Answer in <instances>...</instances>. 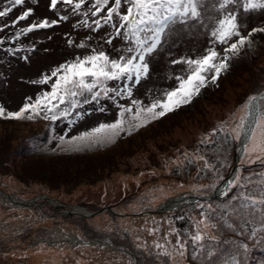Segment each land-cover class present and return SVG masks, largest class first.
<instances>
[{
	"label": "rangeland",
	"instance_id": "obj_1",
	"mask_svg": "<svg viewBox=\"0 0 264 264\" xmlns=\"http://www.w3.org/2000/svg\"><path fill=\"white\" fill-rule=\"evenodd\" d=\"M220 3L221 0H200L198 5L201 13L200 17L194 20L190 19L186 23L177 22L170 26L159 49L148 57L151 70L148 77L143 79L134 89L135 99L143 101L145 105L151 100L163 99V93L176 84V81L169 77L180 74L185 67L182 64L173 65L172 60L181 56L195 58L203 55L205 49L212 46L210 45V31L215 21L223 14L222 10L219 8ZM93 4L94 0H88V3L81 10L75 12L71 7L58 5L57 9L54 11L50 8L49 0H26L24 5L14 9L8 16L0 18V27L2 25L6 26L7 23L12 21V18L16 19L25 9H33V15L29 20L21 21L19 24H13L8 29L10 38L15 39V34L19 33L23 27H26L31 22H38L43 18H49L50 20L56 19L63 15L69 17L68 20L62 21L53 28L40 29L32 33L20 35L16 42L18 44L22 43L23 46L20 47V51L17 53L15 52V54L8 51L10 48L9 46L5 48L3 60H0V107H3L6 112L19 110L23 104L27 102V98L31 97L34 100L42 92L50 90L51 84L44 85L36 83V81L41 79L42 75L50 74L51 70L56 66L72 61L77 56L82 57L86 54H90L91 50L95 49L94 47H100L104 44L116 47L124 43L125 40L121 35H115L116 28H114L112 24H104L101 28L96 29L94 22H92L93 16H91V13L88 18L85 17L84 13L87 9L86 6L89 8V6L92 5L93 7ZM7 6H9L8 0H0V10ZM127 6L126 2L123 3L121 11H126ZM227 10H235V6L228 5L224 11ZM101 15H106V12ZM99 18L100 17H96V19ZM118 18L119 16L114 17V23L119 24ZM238 19L242 23V32H247L254 27L264 26V9L250 10L245 13L241 8ZM84 21H88V23L93 26L88 27ZM101 22L103 24V21ZM4 33L0 31V37L3 36ZM113 37L112 43H108V40ZM257 39L262 42H257ZM69 40L75 43H85L87 47L83 49L76 47L74 44H69ZM258 44H260L262 49L259 50V54L257 53L256 60L251 62H249V60H241L235 65L233 71L246 70V64L250 66L251 71H254L259 63L262 64L261 70L264 71V34H256L253 37L252 47ZM214 47L218 52L222 53L223 46L216 44ZM246 49L250 51V48ZM248 53H251V51ZM23 56H27L28 59H23ZM225 76H227V73L223 75V77ZM244 78V74H238L237 77H235V82L238 83L244 80ZM227 88L228 85L226 83L221 90L214 93L208 92L201 99L199 105H206L212 110V115L217 116L218 113L221 112L222 106L225 105V107H228L226 101L232 103V98L238 95V92L234 94L227 92ZM216 98H218L216 106H209V101H213ZM190 105H192V103ZM190 105L184 106V110L188 111L187 113L193 111ZM184 110H182L180 114L179 110L178 114L160 123L154 124L150 122L146 126L133 131L131 139L124 142V148L119 147L120 145L115 147L117 148L116 151L118 155L111 158L113 159L111 174L113 180L109 183L112 191H110V197L106 201L94 198V196L105 187L99 188L101 190L96 188V190H99L97 193L96 190H94L95 188H83L84 193L82 194H77L76 192L63 196L59 195L58 190H52L51 194L58 199V201L55 202L49 201L46 198V190L40 188L37 184L29 185L30 188L25 187L23 184H17L16 187L18 189H14L9 184V179H14L13 177L6 179L0 176L2 180L0 182V264H147L146 261L148 257H137L141 255L142 250L147 254H149L150 251L158 254L159 257L157 258L159 260L164 258L168 259L169 264H186L184 258L187 264H194L193 262H201V264H219V262L222 261L223 262L220 264H225L228 258L225 257L222 260V257L218 256L219 254L222 255L225 245L234 250H240L241 244L233 245L224 243V245H217L215 243L206 242V237L211 236V232L215 233L216 225L215 222L210 221L205 213H203L205 207L202 205L197 204L194 209L186 213L183 212L179 214L178 217L167 218L171 216V214H156L155 212L161 209V205L164 203L163 201H165L163 200L157 206L154 204L151 205L156 206V210H154V213L151 215H142L141 213L142 210L146 208L143 203L149 205L152 199V195L147 196V191H142L141 182L151 178H158L167 173L165 170L162 173L159 171L151 172L152 169L157 166V164L154 165L152 161H149L150 155L157 152L155 144H164L167 141L174 140L171 145L179 147V145L183 144L189 145L196 139L197 132H195L194 129L199 128L200 124L188 130L186 123H180L190 117L182 113ZM118 118L119 110L117 109L108 108L105 112L99 111L92 113L87 118L78 122L77 125L69 128L71 131H69V129L67 130V137L90 130L92 127L98 126L101 122H113ZM33 120L35 121L36 118ZM22 121L25 123L29 122L28 128L30 124H32L29 120ZM9 123L10 122H0V125L5 126ZM12 126L16 132L24 130L21 123H13ZM0 130L3 129L0 128ZM28 130L30 131L31 129ZM166 134L167 139L163 141L162 138ZM121 135H124V133ZM238 148L240 149V147ZM198 149L200 150V146H198ZM198 157L199 156L192 151H187L181 161V167L179 169L176 167L171 169V175L177 178L182 177L183 179L185 177L191 178V176L196 177L207 171L217 175V173H213L212 170L205 167L207 163L213 168L214 164L212 160H200L197 159ZM245 159L244 156L243 161H245ZM252 159L262 160L263 158L256 159L252 157ZM144 161L146 165H140ZM104 163L105 162L99 163V167ZM16 166L19 167L20 164ZM145 167L151 170H141ZM116 169L119 171H115ZM109 171H111V168ZM139 171L144 172L141 174L143 178H132V176H136ZM106 173L107 171L105 174ZM127 176L131 177L130 183H120V181L127 178ZM228 177L226 179H228ZM234 178L235 177H232V179ZM105 185L106 184L103 186ZM171 189L172 192L170 194L179 192L178 188ZM219 190V193L222 195L226 190V184ZM24 196H29L27 198L28 200L34 196L35 198L25 203L22 200ZM121 196L122 199L123 196L125 198L132 196L134 202H132L131 205L134 204L132 206L134 209L132 208L133 210L131 209L132 211L127 215L124 213L123 217L117 220L115 226L105 219H100L99 221L94 220V225L100 229L104 235V238H92L98 239L94 244L85 243L87 242V237L82 234H80V236L76 234L77 231L80 232V229H74L73 226H71L72 219L66 218L62 220L64 221L62 227L59 226V223L56 224L57 221H60V217L55 216L65 217L70 215L78 217L83 214L86 217H97L105 211L114 215H119L118 209L116 210L110 205H116L119 202L122 203L123 200ZM82 200H85V202L92 201L93 203L94 201L100 203L98 200L104 203L106 202L107 207L104 209L107 210L104 211V209H102L101 211L103 212L100 211L101 213L98 212V214L89 212V216L83 207H78L75 204L80 203ZM62 203H66V205ZM141 203L143 206H140ZM46 204H48V208L45 207V211L42 212L41 208ZM49 206L58 211L56 213H51L52 210L49 209ZM19 208L26 209L21 210ZM111 209L113 211H110ZM172 210L173 208H170L167 210L169 211L167 213H170ZM162 212H165V210ZM46 215H51L52 217H46ZM202 220L207 223V228H205L203 223H199ZM122 224L125 226L122 227ZM198 224L200 232L205 238L198 243H194L192 236L196 234ZM125 229L128 230L127 232L130 236L128 238H123L126 234L123 231ZM153 229H155V231H153ZM174 229L175 231H173ZM112 237H121V240L115 241ZM129 238L131 240H129ZM99 240L105 245H100L101 242ZM179 243L185 245L183 257H180L176 251ZM157 244L165 246L172 255H165L164 248H158L156 246ZM110 246L118 247L112 248ZM206 252L209 254H206ZM188 253L191 254L192 257H188ZM210 254L215 255V257H210ZM248 256L249 255L246 257Z\"/></svg>",
	"mask_w": 264,
	"mask_h": 264
},
{
	"label": "trees",
	"instance_id": "obj_2",
	"mask_svg": "<svg viewBox=\"0 0 264 264\" xmlns=\"http://www.w3.org/2000/svg\"><path fill=\"white\" fill-rule=\"evenodd\" d=\"M86 7V12L89 14L87 16L85 15V17L88 18L93 7L92 5H90L89 8L88 6ZM14 20L15 19L12 18V21L7 23L6 26L2 25L0 27L3 28L2 33L6 31L3 36L0 37V40L3 41V44H0V60H3V54L7 46L17 49L16 53L20 51V47L23 46L22 43L18 44L16 42L20 36H16L15 39L10 38L9 36L8 29L13 25ZM94 20H96V17H93L92 22H94ZM118 25L119 24H117V26ZM121 36L124 39L123 32L121 33ZM124 40V43L116 47L104 44L103 46L94 48L96 51L103 50L107 52L112 58H118L123 54L124 49L129 46V41L126 39ZM257 42L262 41L257 39ZM261 49L260 44H258L250 48L251 53H248L250 52L248 49L243 50L238 57L230 61V68L226 72L227 76L223 77V74L218 81V85H209L204 88L200 95L192 100V105H190L191 103L183 105L180 109L178 108L176 111L170 112L162 118L151 121L154 124L160 123L169 117L178 114L179 110L180 114V112L184 110V106L190 105L193 110L191 113H187L188 111L186 110L182 112L185 116L190 117L180 123H186L188 130L193 129L199 124L200 127L194 129V131L197 132V136L189 145L183 144L179 145V147L171 145L174 140L167 141L164 144H155L158 153H152L149 161H152L154 165L157 164V166H155L151 172L159 171L162 173L165 170L167 173L158 178H151L141 182L142 191H147V196L152 195L151 204L148 205L143 203L146 208H144L141 213L142 215H151L154 213L153 211L156 210V206L163 200H165L163 202H166V200L176 198L180 195H209L224 179L228 177L230 171L237 163V173L241 175L242 179L240 184L233 188L227 196L200 200L196 204H186L181 207V209L179 208L165 214H171V216L167 218H174L178 217V215L183 212L186 213L194 209L197 204L202 205L205 207L203 213H205L210 221L215 222L216 225L215 233L211 232L212 235L206 237V242L215 243L217 245H224V243L248 245L247 251L241 246L240 250H234L225 245L222 255H218L219 257H222V260L225 257L228 258V260L235 257L239 260L240 264H264V239L260 238V233H258L256 239H252L249 236V233L253 228H259L261 223L264 222V204L244 206L246 202L242 203L243 196H250L257 200L264 199V195H261V192L264 191V185L260 184L261 174L264 173V158L262 160L253 159L254 162L251 163H243L244 149L243 151H240L238 148L240 139H234L235 133L233 132V129H236L240 125L241 118L244 119L245 124L248 117V114L245 112V105L249 101V98L252 96L258 97L261 92L264 91V71L261 70V63L258 64V67H256L254 71H251L248 64H246V70L233 71V69L241 60H249V62L256 60L257 53L259 54V50ZM238 74H244L245 78L236 83L235 77H237ZM226 83L228 85L227 92L233 94L238 92V95L232 98V103L226 101L228 107H225V105L222 106L221 112L218 113L217 116H213L212 110L206 105H199V102H201V99L208 92H217L221 90ZM109 86L117 87L118 85L117 82H110ZM135 97L136 96L133 93V98ZM217 100L218 98L213 101L210 100L209 106L215 107ZM130 103L131 101L129 98L120 97L117 99V102H113L109 99H101L100 105H96L95 103L91 105H83L81 110L85 111V115L78 122L87 118L92 113L99 112L96 109L100 106H103L105 109L111 108L119 110V104L130 105ZM29 121L32 124H30V127L28 128L29 122L25 123L22 120L0 117V122H10L5 126L0 125V128L3 129L0 130V176L5 177L6 179L13 177L14 179H9V184L14 189H18L16 187L17 184H23L28 188H30L32 184H37L40 188L46 190V197L55 202L58 201V199L51 194L52 190H58L59 195L63 196L65 194H74L76 192L77 194H82L84 193L83 188H95L94 190H96V188L99 189L105 187L101 192L96 194L94 198H99L104 201L109 199L110 191H112L109 182L113 180V178H111L113 159L111 158L118 155L116 151L117 148L115 147L120 145L119 147L124 148V142L130 140L132 134L129 135L124 133V135H121L115 143L103 146H97L81 151L63 150L59 143V137L61 135L67 137V130L77 125L78 122L75 125H70L67 120L51 122L44 120L42 116L36 117L35 121ZM13 123H21L24 130L16 132L12 126ZM27 128L31 130L29 131ZM220 129H224V131H219ZM166 139L167 134L163 136L162 140L165 141ZM198 146H200V150L198 149ZM187 151H192L199 157L203 155L204 160H212V163L214 164L212 172L217 173V175L211 174L208 171L196 177L191 176V178L185 177L184 179L182 177L177 178L176 176L171 175V169L175 167L179 169L181 167V161ZM238 153L240 159L237 162ZM101 162L105 163L99 167L98 164ZM19 164V167L16 166ZM140 165H146L145 161ZM110 168L111 171H109ZM141 170L151 169L145 167ZM106 171L107 173L105 174ZM115 171L119 170L116 169ZM143 173V171H139L136 176H140H132V178H143L141 175ZM219 176H223V180H220ZM130 180L131 177L127 176V178L120 181V183L128 184L130 183ZM1 181L2 180L0 179V182ZM104 184L106 185L103 186ZM171 188H178L179 192L170 194L172 192ZM99 190H96V193ZM28 197L24 196V199H22L23 202L28 203L35 198L34 196L28 200ZM122 200V203L119 202L116 205H110L116 210L118 209L119 215H114L105 211L97 217H86L83 214L78 217L70 215L65 217L55 216L60 217V221H57L56 224L59 223V226L62 227V223L64 222L62 220L70 218L72 219L71 226H73L74 229H80V232H76L78 236L82 234L87 237V240L94 237L104 238L102 231L98 229L93 222L94 220L99 221L100 219H105L115 226L117 220L122 218L124 213L127 215L134 209L132 207L134 204L131 205L132 202H134L132 196L126 198L123 196ZM98 201L100 203L94 201V204L92 201L85 202V200H82L80 203L75 204L78 207H83L88 212L98 213L107 207L106 202ZM62 204L66 205V203ZM152 204L156 206H151ZM140 206H143L142 203ZM45 207L48 208V204L41 208L42 212L45 211ZM19 209L24 210L26 208ZM49 209L52 210L51 213H56L58 211L50 206ZM46 217L52 216L46 215ZM229 225H232V227H229ZM121 226L123 227L125 225L122 224ZM123 231L126 233L123 238L130 237L127 229ZM241 231H243V235H241ZM112 238L115 241L121 240V237ZM129 240L131 239L129 238ZM206 254L209 253L206 252ZM247 255L249 256L246 257ZM209 256L215 257V255L211 254ZM137 257H148L146 261L147 264H169L168 259L164 258L159 260L157 258L159 255L151 251L147 254L142 250L141 255ZM188 257H192V255L188 253ZM184 261L187 264L185 258ZM222 262H219V264ZM193 263L201 264V262Z\"/></svg>",
	"mask_w": 264,
	"mask_h": 264
},
{
	"label": "snow or ice",
	"instance_id": "obj_3",
	"mask_svg": "<svg viewBox=\"0 0 264 264\" xmlns=\"http://www.w3.org/2000/svg\"><path fill=\"white\" fill-rule=\"evenodd\" d=\"M125 2L128 6L126 11L122 12V4ZM8 3L9 6L0 10V18L8 16L14 9L24 5L26 0H8ZM49 3L54 11L58 5H63L71 7L75 12L81 10L88 0H49ZM199 3L200 0H94L91 16L100 17L94 20L95 28L99 29L104 24H112L116 28V36H120L123 32L124 39L129 41V46L124 49L123 54L118 58H112L103 50L92 49L90 54L77 56L72 61L56 66L50 74H44L36 81L39 84H51L50 90L42 92L34 100L31 97L27 98V102L17 111L6 112L3 107H0V117L13 120H33L42 116L44 120L51 122L67 120L70 125H75L85 115V111L81 110L83 105L93 103L100 105L101 99L117 102L120 97L129 98L130 105L119 104V118L114 122H101L98 126L78 135L59 137L63 150L81 151L115 143L122 133L131 135L133 131L146 126L152 120L162 118L181 106L190 104L204 88L210 84L218 85L220 77L229 70L230 61L238 57L246 48L253 46V37L256 34H264V26L242 32V23L238 19L241 8L245 13L250 10L264 9V0H221L219 8L223 14L215 21L210 31V45L212 46L207 47L203 55L195 58L181 56L172 60L173 65L182 64L185 67L180 74L169 77L174 79L176 84L163 93V99L151 100L145 105L143 101L133 98L134 89L148 77L151 70L148 57L159 49L170 26L177 22L186 23L190 19L200 17ZM228 5L235 6V10L224 11ZM105 12L106 15L102 16L101 14ZM88 14V12L84 13L86 16ZM32 15L33 9L27 8L13 21V24L27 21ZM115 16H119L118 26L114 23ZM68 19L67 15L51 20L43 18L38 22L29 23L15 35L19 37L40 29L53 28ZM84 23L88 27L93 26L88 21ZM0 31H3V28H0ZM112 39L114 37L110 38L108 43H112ZM68 43L82 49L87 47L85 43H75L72 40ZM0 44H3L2 40ZM216 44L223 46L222 53L216 50L214 47ZM8 51L15 54L17 49L9 48ZM23 59L27 60L28 57L23 56ZM110 82H117L118 86L110 87ZM253 101H257L256 96L250 97L245 105V112L249 115L252 114ZM96 110L106 111L103 106ZM257 112L255 126L250 130L247 142L244 144L246 159L243 162H254L252 157L264 158V97L259 98ZM219 131H224V129ZM233 132L235 133L234 139H241V134L244 132L243 118ZM197 159L203 160L204 157ZM205 167L212 170V166L207 163ZM219 179L223 180V176H219ZM241 179V175L237 173L234 179L228 180L226 190L222 195L227 196L233 188L240 184ZM260 184L264 185V173L261 174ZM261 195H264V191ZM243 202H246L244 206H254L264 204V199L257 200L250 196H243ZM199 223H203L205 228L208 227L203 220ZM258 233L261 234L260 238L264 239V222L259 228H253L249 236L256 239ZM204 238L198 224L192 240L198 243ZM156 246L164 248L165 255H172L165 246L160 244ZM241 247L245 251L248 250L247 244H242ZM176 251L180 257H183L185 245L179 243ZM225 264H240V262L232 257Z\"/></svg>",
	"mask_w": 264,
	"mask_h": 264
},
{
	"label": "bare ground",
	"instance_id": "obj_4",
	"mask_svg": "<svg viewBox=\"0 0 264 264\" xmlns=\"http://www.w3.org/2000/svg\"><path fill=\"white\" fill-rule=\"evenodd\" d=\"M119 19V18H118ZM118 21V20H117ZM116 21V22H117ZM264 92V91H262ZM259 102H257V105H256V101H253V108H252V114L249 115L248 114V117L245 121V124H244V132L242 133L241 135V139L239 140V147L240 149H242L244 147V144L247 142V136L250 134V130L255 126V121L257 119V116H258V112H257V106H258ZM227 186V182L225 183V181L220 185L221 188H223L224 186ZM192 196H185V195H180L178 197H176V203H186L184 202L185 200H189ZM169 209L170 208H173V207H168ZM82 260V259H81Z\"/></svg>",
	"mask_w": 264,
	"mask_h": 264
},
{
	"label": "water",
	"instance_id": "obj_5",
	"mask_svg": "<svg viewBox=\"0 0 264 264\" xmlns=\"http://www.w3.org/2000/svg\"><path fill=\"white\" fill-rule=\"evenodd\" d=\"M260 97H264V92L263 93H261L258 97H257V100L260 98ZM256 105H257V101H256ZM257 108H258V106H257ZM238 160V159H237ZM236 171H237V163H236V165H235V167L233 168V170H232V172H231V174H230V176L228 177V179L225 181V182H227L228 180H230L231 179V177L236 173ZM221 186H219L218 188H217V190L215 191V193H214V195H212L211 197H215V196H217V195H219L220 193V190H219V188H220ZM210 196H208V197H205L204 199H208V198H211ZM197 198V197H196ZM198 199H203V198H198ZM198 199H196V200H198ZM170 202V201H169ZM168 202V203H169ZM167 203V204H168ZM165 210V207L164 206H162L161 207V209H159V210H157V212H162V211H164ZM101 212H103V211H101ZM100 212V213H101ZM98 241V239H93V240H91V241H87V242H85V243H87V244H94L95 242H97ZM100 241V240H99ZM101 242V241H100ZM100 245H105L103 242H101L100 243ZM110 247H112V246H110ZM112 248H115V247H112Z\"/></svg>",
	"mask_w": 264,
	"mask_h": 264
}]
</instances>
